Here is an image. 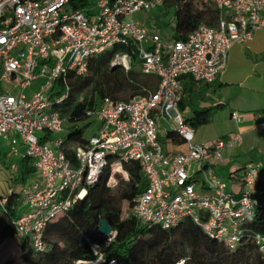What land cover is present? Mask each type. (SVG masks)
I'll return each mask as SVG.
<instances>
[{"label": "built area", "instance_id": "1", "mask_svg": "<svg viewBox=\"0 0 264 264\" xmlns=\"http://www.w3.org/2000/svg\"><path fill=\"white\" fill-rule=\"evenodd\" d=\"M73 1L0 0V140L12 156L29 158L37 176L22 194L14 222L18 234L35 251H44L47 223L83 200L107 167L110 187L119 173L115 166L135 162L145 186L128 214L141 224L169 230L189 219L230 251L251 240L264 254V235L250 236L243 227L264 205L256 194L260 165L247 168L237 193L228 190L230 181L218 177L215 167L239 135L197 142L178 110L184 79L214 83L230 49L264 29V0H197L216 10L217 18L213 25L201 23L185 40L166 39L156 26L146 29L135 19L153 10L156 0H98L93 7L86 0H76L83 6L75 7ZM116 46L131 52L116 53L110 66L127 72L135 55L141 73L158 80L156 90L126 101L104 97L86 112L95 135L82 144L68 141L66 120L53 108L67 95L68 74L85 76L92 58ZM37 80L44 83L26 94ZM158 121L171 125L184 151H164ZM114 235L91 246L92 259L73 264H115L104 252Z\"/></svg>", "mask_w": 264, "mask_h": 264}, {"label": "trees", "instance_id": "2", "mask_svg": "<svg viewBox=\"0 0 264 264\" xmlns=\"http://www.w3.org/2000/svg\"><path fill=\"white\" fill-rule=\"evenodd\" d=\"M163 4L175 7L174 24L169 38L185 40L189 33L201 23L213 25L217 11L207 6H200L197 0H167ZM75 7L83 4L73 1ZM199 6L200 8H198ZM131 52V47L116 46L89 61L85 76L68 74L66 97L54 110L66 120L68 141L84 143L86 127L90 122L86 117L88 110H93L97 102L104 97L117 99L123 83L133 93L129 96H145L154 92L158 80L151 75L141 73L138 59L131 56L130 69L127 72L112 68L110 62L116 53ZM140 67V65H139ZM91 89L90 96L82 94ZM127 98L126 100H128ZM122 100V101H126ZM200 118L188 122L193 128L208 122V112L195 113ZM166 139L182 144L181 139L171 130L166 132ZM71 157L70 154H67ZM27 157L19 158L17 170L10 167L3 174L8 178L9 191L0 193V244L16 238L18 242L20 264H73L79 260L93 258L91 246L101 244L106 239L99 232L100 221L105 220L115 233L110 246L104 249L106 257L115 264H264V254L259 253L251 240L238 245L230 251L225 245L206 236V234L189 219L182 220L169 230L157 225L141 224L129 215L133 200L139 195L145 181L139 165L135 162L122 163L127 180L121 181L123 188L112 194L108 186L109 168L105 169L98 183L87 189L83 200L76 201L68 212L47 223L43 231L46 249L37 252L28 240L18 234L14 222L22 211L21 193L27 188L29 179L35 173L32 162ZM244 171L233 174V179L241 184ZM36 174V173H35ZM118 178H120L118 176ZM248 235H264V205L256 209L255 215L243 223ZM2 264H14L11 259Z\"/></svg>", "mask_w": 264, "mask_h": 264}, {"label": "crops", "instance_id": "3", "mask_svg": "<svg viewBox=\"0 0 264 264\" xmlns=\"http://www.w3.org/2000/svg\"><path fill=\"white\" fill-rule=\"evenodd\" d=\"M253 48H256L253 35L245 44L234 45L228 53L224 72L212 84L195 85L190 79H184V94L178 110L188 122L201 117L196 116V112H208V122L198 126L200 132L197 135L195 132L197 127L193 128L194 139L197 142H211L239 135L235 146L224 151L222 162L215 167V174L222 179H228L230 181L228 190L237 193L241 184L232 178L233 174L236 171L241 174L249 166L259 164L260 175L256 194L264 200V57L257 58L258 54H252L256 53L253 52ZM233 113L237 115V119L232 117ZM213 122L217 124L214 125ZM209 124L214 129L212 133H207L205 129ZM220 125L227 126L221 134L216 133ZM90 127H93L91 122L88 129ZM92 129L93 135L95 128ZM171 130L172 127L166 132ZM87 138L89 137L85 136V140ZM168 142L170 149L163 148L168 153L185 150L182 144L178 145L169 140ZM19 150L23 152L21 145ZM18 163L19 158L10 154L6 141L0 140V193L9 191L11 184L3 174V168L10 167L15 172ZM36 178L34 173L25 187L27 188ZM20 193L22 198L23 191Z\"/></svg>", "mask_w": 264, "mask_h": 264}, {"label": "rangeland", "instance_id": "4", "mask_svg": "<svg viewBox=\"0 0 264 264\" xmlns=\"http://www.w3.org/2000/svg\"><path fill=\"white\" fill-rule=\"evenodd\" d=\"M86 1L90 7L95 6L98 2V0H86ZM197 7L200 8L199 6ZM174 11H175L174 6L165 5L161 2V0H156V7L153 10L147 13H138L137 15H135V18L146 29H150L152 26H156V28L159 29L161 35L164 38L168 39L171 36L172 27L174 24ZM253 38L256 44V48H253V52L256 53H252V54H258V56L256 55L257 58L264 57V29H259L254 31ZM139 65H140V61H138V66L136 67V69L140 68ZM117 81H120L121 82L120 84L122 85L120 89V93L117 95V99L126 100L133 93V91H131V89L129 88L127 89V87L124 85L123 83L124 80L122 76L118 75ZM43 83H44L43 80L40 81L37 80L33 82L31 86L26 90V94L33 92V90L39 88L38 85H41ZM18 92L19 89H15L12 91L14 95H17ZM90 94H91V89H88L82 94V97L88 98ZM213 124L215 125L217 123L213 122ZM92 128L93 127H90V129H88V127H86L83 137L84 140H85V136L91 137L95 135V134L92 135L93 133ZM170 128L171 125L169 123H166V125L161 121H158L157 123L158 141L164 149H170V144L166 139V130ZM226 128L227 126L220 125L216 129V133L220 132L221 134L222 130ZM205 129H207L206 130L207 133L214 132V129L211 124L206 126ZM195 132L197 135L198 132H200V127L199 128L197 127L195 129ZM5 171L7 170L3 169V173ZM118 172L119 173H114L113 178L112 180H110L109 183L112 194H117L118 192H120L123 188L121 181H125L124 173L120 172V170H118ZM118 176L120 178H118ZM7 259H11L14 262V264H20L18 242L16 238L9 239L5 241L3 244H0V264H2L3 261Z\"/></svg>", "mask_w": 264, "mask_h": 264}, {"label": "water", "instance_id": "5", "mask_svg": "<svg viewBox=\"0 0 264 264\" xmlns=\"http://www.w3.org/2000/svg\"><path fill=\"white\" fill-rule=\"evenodd\" d=\"M99 232L101 235L105 237H110L113 233L111 227L108 225V223L105 220L100 221Z\"/></svg>", "mask_w": 264, "mask_h": 264}, {"label": "bare ground", "instance_id": "6", "mask_svg": "<svg viewBox=\"0 0 264 264\" xmlns=\"http://www.w3.org/2000/svg\"><path fill=\"white\" fill-rule=\"evenodd\" d=\"M115 170H116V171H118V170H119V169H118V166H115Z\"/></svg>", "mask_w": 264, "mask_h": 264}]
</instances>
